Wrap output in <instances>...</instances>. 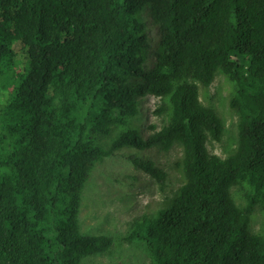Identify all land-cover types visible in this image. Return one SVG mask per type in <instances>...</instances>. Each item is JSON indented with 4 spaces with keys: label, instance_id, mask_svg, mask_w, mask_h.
<instances>
[{
    "label": "trees",
    "instance_id": "1",
    "mask_svg": "<svg viewBox=\"0 0 264 264\" xmlns=\"http://www.w3.org/2000/svg\"><path fill=\"white\" fill-rule=\"evenodd\" d=\"M218 70L239 116L226 159L207 152L224 126L194 83L209 86ZM0 87V264L107 253L110 237L79 226L96 165L123 148L175 144L184 182L128 240L144 243L153 264H264V238L248 231L255 206L264 210V0H0ZM147 96L166 101L169 117L144 139L130 120ZM129 159L164 190L162 169Z\"/></svg>",
    "mask_w": 264,
    "mask_h": 264
},
{
    "label": "rangeland",
    "instance_id": "2",
    "mask_svg": "<svg viewBox=\"0 0 264 264\" xmlns=\"http://www.w3.org/2000/svg\"><path fill=\"white\" fill-rule=\"evenodd\" d=\"M150 38L155 45L156 36L151 34ZM152 52L148 55L150 60H154ZM194 83L198 87L200 103L214 111L224 126L219 141L208 136L205 142L207 152L226 159L237 147L239 116L229 104L233 84L219 70L209 86ZM0 91L3 102L7 92L1 87ZM162 106H165V112L158 113ZM138 111V115L130 120L131 127L138 129L144 139L167 124L169 108L166 101L147 96L140 100ZM118 128L112 126L107 137L99 138V144L109 147L119 133ZM130 156L151 161L162 169L167 175L164 190L159 189L153 178L137 169L130 161ZM181 159V146L175 144L166 153L157 148L142 151L123 148L96 165L81 194L78 215L80 231L84 235L110 237L113 244L107 253L88 257L82 264H153L144 243L128 240V237L132 226L140 222L143 216L155 212L165 200L176 197L184 182L178 166ZM230 193L236 205L244 208L246 200L240 187H232ZM248 231L264 238V210L261 205H256L251 214Z\"/></svg>",
    "mask_w": 264,
    "mask_h": 264
}]
</instances>
